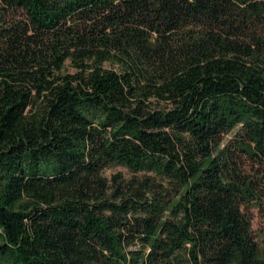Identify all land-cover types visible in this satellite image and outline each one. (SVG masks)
I'll use <instances>...</instances> for the list:
<instances>
[{
    "label": "trees",
    "instance_id": "16d2710c",
    "mask_svg": "<svg viewBox=\"0 0 264 264\" xmlns=\"http://www.w3.org/2000/svg\"><path fill=\"white\" fill-rule=\"evenodd\" d=\"M263 200L264 0H0V264H264Z\"/></svg>",
    "mask_w": 264,
    "mask_h": 264
},
{
    "label": "rangeland",
    "instance_id": "374dc122",
    "mask_svg": "<svg viewBox=\"0 0 264 264\" xmlns=\"http://www.w3.org/2000/svg\"><path fill=\"white\" fill-rule=\"evenodd\" d=\"M65 69H69L66 65ZM72 72V70H69ZM230 136H227L225 140L229 139ZM117 168L107 170L105 172L106 176H109L113 172L117 171ZM262 207H254L251 210L252 213V230L256 242L261 248H264V200L262 201Z\"/></svg>",
    "mask_w": 264,
    "mask_h": 264
}]
</instances>
